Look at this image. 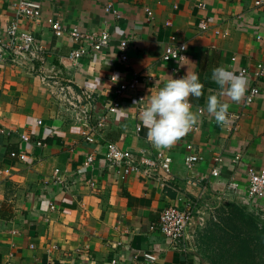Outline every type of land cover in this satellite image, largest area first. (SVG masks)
Segmentation results:
<instances>
[{"label":"crops","instance_id":"0c3cea01","mask_svg":"<svg viewBox=\"0 0 264 264\" xmlns=\"http://www.w3.org/2000/svg\"><path fill=\"white\" fill-rule=\"evenodd\" d=\"M19 1L0 0V33L15 19L14 6ZM34 1L42 3L43 16L36 22L23 21L22 28L44 47L49 66L71 80L75 91L91 93L92 102L72 109L57 89L31 70L0 66V167L12 170L0 186V264L47 260L133 264L146 252L158 253L157 264H219L208 258L201 245L209 226L223 228L237 209L259 215L264 225V198L252 201L246 193L248 169H264V79L255 76L257 65L264 63V40L258 39L264 36V11L255 7V0ZM110 3L119 9L121 19L106 12ZM202 3L206 8L200 7ZM203 19L208 21L205 31ZM57 20L69 29L108 32L113 41L107 49L74 63L69 56L77 44L68 35H54ZM120 35L129 41L127 62L120 60ZM171 37L188 48L181 76L197 73L204 88L201 97L189 98L197 122L184 137L160 148L149 142L147 128L137 131L141 124L138 98H146L150 89L158 90L171 77L176 79L175 64L163 60ZM220 66L237 75L248 71V90L240 102L220 95L212 80V70ZM113 73L118 74V83L138 79V88L120 97L121 109L106 117L96 142L87 144L82 130L95 126L118 98V83L110 81ZM253 88L259 92L247 105ZM210 95L229 103V111L243 113L236 132L223 128L207 113ZM22 134L30 135L31 141L23 142ZM111 142L137 158L167 151L175 177L170 188L140 174L119 177L104 155ZM24 151L30 156L28 162L18 160ZM190 154L204 160L188 168L185 158ZM89 155L95 156V162L86 174ZM217 155L223 158L219 178L212 175ZM55 169L61 170L67 189L54 183ZM92 179L95 188L90 186ZM232 182L239 184L238 191L229 188ZM188 202L197 213L185 236V249L179 251L152 227L166 208H183Z\"/></svg>","mask_w":264,"mask_h":264},{"label":"built area","instance_id":"2783aa9c","mask_svg":"<svg viewBox=\"0 0 264 264\" xmlns=\"http://www.w3.org/2000/svg\"><path fill=\"white\" fill-rule=\"evenodd\" d=\"M188 0H178V2H186ZM254 5L256 8L264 11V0H255ZM201 8H206V4H200ZM16 17L9 25L0 33V66L11 65L16 67H22L31 70L36 76L40 77L43 83L57 89L59 96L63 99L66 104L72 109L81 108L86 102H92L91 93L77 92L75 91L74 83L71 80L63 79L60 77L54 69L49 66L44 57L45 49L34 35L22 28L21 24L23 21H39L43 16V6L39 1L34 0H21L14 6ZM146 12L152 17L153 12L146 7ZM106 12L115 16L118 20L121 19L122 15L119 9L110 3L106 7ZM208 29V21L203 19L202 30ZM53 32L56 37H62L68 35L76 44L77 47L72 50L69 59L77 63L81 59L88 57L90 54H95L107 49L110 46L112 36L108 32L101 34H95L90 32L82 31L81 29L74 28L69 29L62 24L61 20L55 21L53 25ZM220 34V33H219ZM227 37V33L223 34ZM120 60L127 62V51L129 49V41L120 35ZM171 43L166 48L163 56V60L166 63L175 64V72L177 74L176 79L182 78L183 64L187 59V45L180 43L176 37H171ZM259 40H264V36H259ZM184 57L185 59H181ZM248 71L242 70L241 74L247 75ZM113 76L118 74L113 73L110 76V81L113 83L119 82ZM255 76L258 80L264 79V63L257 65V71ZM139 85L138 79L132 80L130 83H118L116 94L117 99L110 103L107 107V115L97 121V124L92 127H87L82 130L83 140L87 144H94L96 142V133L103 126V121L108 115L114 114L119 111L122 107L120 97L128 90H137ZM259 89L253 88L251 94L247 98V105L251 104L257 96ZM144 97L139 96V111L138 116L143 107L146 105ZM142 101V102H141ZM201 115L204 114L203 110H200ZM230 122L226 125H221L223 128L230 132H236L242 122L243 113H236L229 111ZM42 124V121H39ZM143 129L142 124H139L137 131L141 132ZM193 129L197 130V127ZM21 139L23 142L29 143L31 136L28 134H22ZM37 146L43 147L42 142H37ZM188 149L193 150V146L189 145ZM105 159L108 166L113 169L119 177L126 179L130 175L140 174L142 177L149 181H156L165 186L171 185L174 180V175L171 173V165L173 163L172 157L167 151H160L154 157L148 155H142L137 158L132 153L122 150L116 143H107L105 146ZM29 154L24 151L18 155V160L21 162L29 161ZM203 157H199L195 154H190L185 158V164L188 168H193L197 163L202 162ZM217 166L212 171L214 177L220 175V165L223 163V158L220 155L214 157ZM95 162V156H87L84 166L86 174L93 168ZM12 170L7 167H0V186L3 185L11 176ZM248 186H247V197L252 200H260L264 198V169L257 170L255 168L248 169ZM55 184L59 186H65L67 189V183L60 169H55L54 172ZM97 185L95 180L90 181V186L95 188ZM236 182H232L229 188L232 191H238L240 186ZM51 209L55 210L56 206L51 205ZM196 208L193 203L188 202L183 208L179 207H168L166 208L156 225L152 227L153 230H159L160 233L167 239L175 250L183 251L185 249V240L187 231L192 224L196 216ZM159 261V255L156 252H146L139 259L136 257L133 264H157ZM11 264V263H9ZM43 264H53L52 261L47 260Z\"/></svg>","mask_w":264,"mask_h":264},{"label":"clouds","instance_id":"9594fccd","mask_svg":"<svg viewBox=\"0 0 264 264\" xmlns=\"http://www.w3.org/2000/svg\"><path fill=\"white\" fill-rule=\"evenodd\" d=\"M113 78L118 80V76ZM212 80L219 86L220 95H226L232 102H240L248 90V80L244 74L237 75L223 66L212 70ZM203 88L199 75L188 71L182 78L171 77L158 90L150 89V95L142 100H147V105L139 113L140 123L148 129L149 142L163 148L184 137L197 122L189 98L201 97ZM229 108L230 104L222 102L217 95L208 97L206 111L218 124L230 122Z\"/></svg>","mask_w":264,"mask_h":264},{"label":"rangeland","instance_id":"374dc122","mask_svg":"<svg viewBox=\"0 0 264 264\" xmlns=\"http://www.w3.org/2000/svg\"><path fill=\"white\" fill-rule=\"evenodd\" d=\"M231 221L234 223L225 224L221 229L209 226V233L203 232L200 240L204 253L219 264H264V225L261 217L237 209L233 211ZM235 224L237 235L244 233L238 239L236 233L228 230ZM243 237L248 242L240 243Z\"/></svg>","mask_w":264,"mask_h":264},{"label":"trees","instance_id":"16d2710c","mask_svg":"<svg viewBox=\"0 0 264 264\" xmlns=\"http://www.w3.org/2000/svg\"><path fill=\"white\" fill-rule=\"evenodd\" d=\"M233 222H234V221H230V223H233ZM227 226H228V224H227ZM230 228H232L233 230L230 229ZM228 230H231V231L233 232V234L236 233V231L238 230L237 225L235 224V225L229 227ZM242 233H243V232H242ZM243 235H244V233H243V234H239V235H237V233H236V239L242 237ZM244 242L246 243V242H248V241L243 237V239H240V243H244Z\"/></svg>","mask_w":264,"mask_h":264}]
</instances>
